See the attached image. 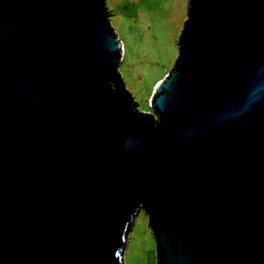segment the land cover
<instances>
[{"label": "water", "instance_id": "obj_1", "mask_svg": "<svg viewBox=\"0 0 264 264\" xmlns=\"http://www.w3.org/2000/svg\"><path fill=\"white\" fill-rule=\"evenodd\" d=\"M141 111L106 0H0V264H264V0H188Z\"/></svg>", "mask_w": 264, "mask_h": 264}, {"label": "rangeland", "instance_id": "obj_2", "mask_svg": "<svg viewBox=\"0 0 264 264\" xmlns=\"http://www.w3.org/2000/svg\"><path fill=\"white\" fill-rule=\"evenodd\" d=\"M110 25L123 44L119 71L141 111L154 112L151 97L158 79L174 66L188 17V0H106ZM123 264H158L157 240L149 216L134 217Z\"/></svg>", "mask_w": 264, "mask_h": 264}, {"label": "trees", "instance_id": "obj_3", "mask_svg": "<svg viewBox=\"0 0 264 264\" xmlns=\"http://www.w3.org/2000/svg\"><path fill=\"white\" fill-rule=\"evenodd\" d=\"M166 74H167V73H163L162 76H160L158 79H156L155 82H158V81H159L160 79H162ZM120 75H121V78L123 79V76H122L121 73H120ZM150 107H151V106H150Z\"/></svg>", "mask_w": 264, "mask_h": 264}]
</instances>
